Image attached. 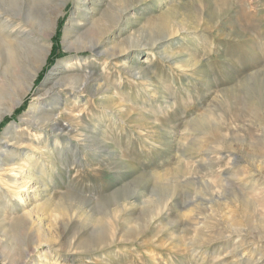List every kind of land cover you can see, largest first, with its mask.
<instances>
[{
  "label": "rangeland",
  "instance_id": "rangeland-1",
  "mask_svg": "<svg viewBox=\"0 0 264 264\" xmlns=\"http://www.w3.org/2000/svg\"><path fill=\"white\" fill-rule=\"evenodd\" d=\"M0 33L3 161L52 151L0 264H264V0H0Z\"/></svg>",
  "mask_w": 264,
  "mask_h": 264
},
{
  "label": "bare ground",
  "instance_id": "bare-ground-1",
  "mask_svg": "<svg viewBox=\"0 0 264 264\" xmlns=\"http://www.w3.org/2000/svg\"><path fill=\"white\" fill-rule=\"evenodd\" d=\"M83 3V2H82ZM24 18V17H23ZM4 19V18H3ZM33 27V26H32ZM45 29V28H44ZM35 30V29H34ZM47 30V29H46ZM53 31V30H52ZM1 34V33H0ZM38 35V34H37ZM43 35V34H42ZM23 37V36H22ZM31 38V37H30ZM38 40V39H37ZM50 43V42H49ZM27 45V44H26ZM45 50H47V46H44ZM99 48V47H98ZM97 49V48H96ZM110 48L106 49H99L101 52L106 55H111ZM50 50V49H49ZM6 51V50H5ZM43 52V51H41ZM45 54V53H44ZM6 55V54H5ZM17 57V56H16ZM109 57V56H108ZM33 58V57H32ZM75 64V63H74ZM40 64L36 62V59L30 64V68L33 72H36ZM28 70V68L26 69ZM31 74V73H30ZM84 74V73H83ZM101 79V77H100ZM97 80V78H96ZM102 81V80H101ZM83 84V83H81ZM105 84V83H104ZM98 85V84H97ZM81 91V90H80ZM96 91V90H95ZM1 92V91H0ZM73 96V95H72ZM17 97V95H16ZM77 97V96H76ZM86 97V96H85ZM18 98V97H17ZM14 99V98H13ZM12 99V100H13ZM20 96L17 100V103L20 101ZM79 101V100H76ZM13 104V103H12ZM16 104V103H14ZM67 104V103H66ZM76 104V103H75ZM84 105V103H82ZM65 105V104H64ZM80 105V104H79ZM63 107V106H62ZM33 108V107H32ZM70 108V107H69ZM79 108V107H78ZM14 109V108H13ZM82 109V108H81ZM84 109V107H83ZM82 109V110H83ZM7 110V109H6ZM85 110V109H84ZM80 111V110H79ZM30 112V111H29ZM44 112V111H43ZM50 112V111H48ZM51 113V112H50ZM75 113V112H74ZM77 113V112H76ZM73 114V113H72ZM74 117L77 115L73 114ZM3 113L0 112V119L2 118ZM55 116V115H54ZM46 118V117H45ZM69 118V117H68ZM27 121V120H26ZM25 121V122H26ZM36 123V122H34ZM30 124V123H29ZM53 125V124H52ZM56 125V124H55ZM59 126V125H57ZM15 128V127H14ZM34 128V127H33ZM17 131V130H16ZM66 133V132H65ZM32 135V134H31ZM36 137V136H35ZM40 137V136H38ZM16 140L19 144L20 140L18 139L17 135L13 137V140ZM13 142V141H12ZM22 145V144H21ZM4 147V146H3ZM27 147V146H26ZM48 147V146H47ZM56 152L57 155H61L63 152L62 146H57ZM51 148L44 152H37L33 149H29L28 153L25 158H23L20 153L12 152L9 158H5L6 160L3 161V156H1L6 151V146L1 148L0 146V224H4L7 226L9 231H15L16 228L19 227V223H16L17 220L21 217V212L18 211V207L23 205L25 202V194L32 192L34 194H39V186L40 184L34 186L32 181H36L35 174L41 172L43 166H45L44 159L42 158L43 155L48 157L51 153ZM76 149V148H75ZM11 150V148H10ZM52 152V151H51ZM61 158V157H60ZM50 161V160H49ZM24 165L28 166L27 169L24 168ZM39 167V171L36 168ZM36 183V182H35ZM37 202V201H36ZM129 203V202H127ZM42 204V203H41ZM44 204V203H43ZM35 205V204H34ZM40 206V205H39ZM122 207V206H121ZM28 210V209H27ZM33 210V209H32ZM25 211V210H24ZM35 211V210H34ZM1 212L3 215H1ZM9 212V217L5 218V213ZM30 214L31 212L28 211ZM6 220V221H5ZM16 221V222H15ZM16 223V224H15ZM6 228V227H5Z\"/></svg>",
  "mask_w": 264,
  "mask_h": 264
}]
</instances>
